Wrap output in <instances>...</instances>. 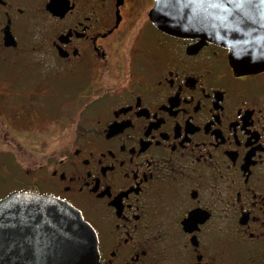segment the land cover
<instances>
[{
    "label": "flooded vegetation",
    "instance_id": "flooded-vegetation-1",
    "mask_svg": "<svg viewBox=\"0 0 264 264\" xmlns=\"http://www.w3.org/2000/svg\"><path fill=\"white\" fill-rule=\"evenodd\" d=\"M154 4L0 0V201L74 205L100 264H264V70Z\"/></svg>",
    "mask_w": 264,
    "mask_h": 264
},
{
    "label": "water",
    "instance_id": "water-1",
    "mask_svg": "<svg viewBox=\"0 0 264 264\" xmlns=\"http://www.w3.org/2000/svg\"><path fill=\"white\" fill-rule=\"evenodd\" d=\"M154 1L150 18L163 32L228 49L237 74L264 70L260 0L242 9L228 0ZM0 264H100L98 237L69 202L18 191L0 202Z\"/></svg>",
    "mask_w": 264,
    "mask_h": 264
},
{
    "label": "snow or ice",
    "instance_id": "snow-or-ice-1",
    "mask_svg": "<svg viewBox=\"0 0 264 264\" xmlns=\"http://www.w3.org/2000/svg\"><path fill=\"white\" fill-rule=\"evenodd\" d=\"M228 2L232 4L234 8L242 9L245 6L252 7L254 0H228ZM260 3L264 4V0H260Z\"/></svg>",
    "mask_w": 264,
    "mask_h": 264
},
{
    "label": "rangeland",
    "instance_id": "rangeland-1",
    "mask_svg": "<svg viewBox=\"0 0 264 264\" xmlns=\"http://www.w3.org/2000/svg\"><path fill=\"white\" fill-rule=\"evenodd\" d=\"M44 73H47V72H46V71H42V74H44ZM64 83H65V82H58V81H57L56 83H53L52 86H57V85H59V86L61 87V85H64ZM43 84H45V87H46V86H47V87H48V86L50 87V83H49V81H47L46 83H43Z\"/></svg>",
    "mask_w": 264,
    "mask_h": 264
}]
</instances>
